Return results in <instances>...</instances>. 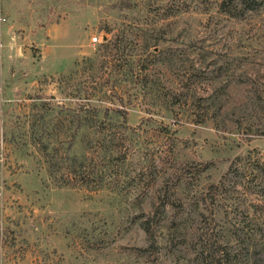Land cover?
<instances>
[{
	"label": "rangeland",
	"instance_id": "1",
	"mask_svg": "<svg viewBox=\"0 0 264 264\" xmlns=\"http://www.w3.org/2000/svg\"><path fill=\"white\" fill-rule=\"evenodd\" d=\"M218 2L0 0V264H264V0ZM84 102L125 110L95 182Z\"/></svg>",
	"mask_w": 264,
	"mask_h": 264
},
{
	"label": "trees",
	"instance_id": "2",
	"mask_svg": "<svg viewBox=\"0 0 264 264\" xmlns=\"http://www.w3.org/2000/svg\"><path fill=\"white\" fill-rule=\"evenodd\" d=\"M261 0H219L218 2V7L220 10L226 11L231 15H235L236 11H239L238 9H243L244 8H255L258 6L259 2ZM86 61L88 62V66L92 67L93 66V59L91 57H84L81 59V61ZM125 63L121 64V66L118 68L121 70L119 71L120 75H122V79H126L127 75L131 76L132 72H130V68H127V66H130L131 63H133V60L130 59H125ZM77 60H73L72 66L67 69L66 72H72L74 65L77 64ZM123 65V66H122ZM117 68V67H116ZM113 70V67H112ZM109 73L111 70H108ZM135 74V73H134ZM66 75H63L65 77ZM136 76V74H135ZM97 92L99 93V96H105L106 90L105 89H98ZM258 98H260L258 96ZM257 103H262V106H264V98L259 100L257 99ZM84 107L77 104L75 107H73V111H70V118L69 120L75 121L74 127L70 131V137L73 139V142H70V144H76L79 145L81 142L85 143V140L89 143L88 148H89V160H91V168H90V173L91 177L98 176V180L96 179H90V181H99L101 179L100 176L105 172L107 168V157L111 155L117 156L118 153L120 152V144H117V138L115 137V132L114 130L108 126L110 124H114L113 121H110V118H115L114 120L118 119L121 117V121L123 116L125 115V110L119 106H108L104 105L101 103H85L84 102ZM260 118L264 120V114H260ZM107 119L109 123H105L104 120ZM120 120V119H118ZM264 122V121H263ZM122 123V122H120ZM64 131V130H63ZM260 131H264V128H261ZM262 133V132H259ZM85 139V140H84ZM69 144V145H70ZM68 145V146H69ZM67 146V147H68ZM44 147H47V144H45ZM87 147V146H86ZM53 148V147H52ZM68 149V148H67ZM81 158H84L85 156H80ZM70 160V166H71V172H73V176L77 175H82L83 172H86V168H80L77 169V167H74V163L76 166L81 165L79 164V160H77V154L74 151H71V154L69 156ZM104 160V163H101V168L99 166H95V163L97 161ZM77 162V163H76ZM69 166V167H70ZM85 166V165H84ZM87 167V165H86ZM99 167V168H98ZM76 168V169H75ZM251 169H257L262 173L263 168L259 166L257 168L256 166H251ZM88 182L85 183L87 185ZM215 184L210 183L209 186L212 188L214 187ZM151 211V212H150ZM147 213L141 212L142 215L139 216V226L143 230V233L145 235V240H146V248H155V240H154V234H153V225H154V212L155 209L153 208ZM219 254L216 255V259L208 260L205 262V264H224V254L223 251L218 252ZM228 264V263H227Z\"/></svg>",
	"mask_w": 264,
	"mask_h": 264
},
{
	"label": "built area",
	"instance_id": "3",
	"mask_svg": "<svg viewBox=\"0 0 264 264\" xmlns=\"http://www.w3.org/2000/svg\"><path fill=\"white\" fill-rule=\"evenodd\" d=\"M90 41H95L96 39H97V36L96 35H92V36H90Z\"/></svg>",
	"mask_w": 264,
	"mask_h": 264
}]
</instances>
